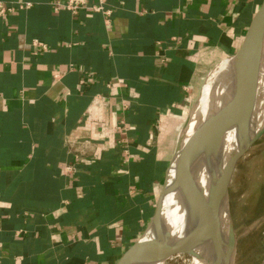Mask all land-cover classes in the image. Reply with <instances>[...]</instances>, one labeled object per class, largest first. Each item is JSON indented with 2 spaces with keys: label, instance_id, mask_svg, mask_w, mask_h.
<instances>
[{
  "label": "crops",
  "instance_id": "1",
  "mask_svg": "<svg viewBox=\"0 0 264 264\" xmlns=\"http://www.w3.org/2000/svg\"><path fill=\"white\" fill-rule=\"evenodd\" d=\"M64 2L0 0V264H117L151 227L162 132L264 0Z\"/></svg>",
  "mask_w": 264,
  "mask_h": 264
},
{
  "label": "water",
  "instance_id": "2",
  "mask_svg": "<svg viewBox=\"0 0 264 264\" xmlns=\"http://www.w3.org/2000/svg\"><path fill=\"white\" fill-rule=\"evenodd\" d=\"M263 51L264 3L241 47L231 58L228 70L232 92L231 102L218 111L211 109L191 138L183 158H181V154L184 150L185 133L182 132L180 135L163 191L158 199L152 221L148 225V227L154 225L157 229H162L163 235L158 233L151 240H144L142 236L124 253L117 264L163 263L174 256L195 252V250L205 247L210 241L221 242L220 245L225 251V264H234L237 237L230 219L229 187L238 161L263 136L264 127L253 134L250 130L238 134L237 145L230 160L224 169L211 179L208 193L191 178L189 172L191 163L200 159L214 144L233 128H236L241 117L250 119V114L245 112V108L249 102L256 100ZM172 170L179 173L177 178L181 183H178V186L181 187L186 197L203 212L200 224L195 229H188L180 237H175L167 230L160 209V204L167 197L165 188L168 175ZM222 206H224L229 219L228 231L225 233L227 241L222 234L224 227V219L221 214Z\"/></svg>",
  "mask_w": 264,
  "mask_h": 264
},
{
  "label": "bare ground",
  "instance_id": "3",
  "mask_svg": "<svg viewBox=\"0 0 264 264\" xmlns=\"http://www.w3.org/2000/svg\"><path fill=\"white\" fill-rule=\"evenodd\" d=\"M230 65L231 58L222 61L214 69L211 77L208 78V82L198 99L196 109L195 111L193 110L194 114L192 117L188 118V125L183 138L184 150L181 154V158L185 155L186 147L191 138L201 126L211 109L218 111L231 102V83L228 76ZM260 65L259 83L255 95L256 100L249 102L245 108V112L250 114V119H243V117H241L236 128H233L232 131L214 144V146L200 159H196L191 163L190 176L206 193L209 191L211 179L219 174L220 170H223L230 160L237 145L238 134L246 133L248 130L253 134L264 127V51L261 56ZM178 175L179 173L173 170L170 171L167 186L165 188L167 197L160 204L164 225L175 237H180L184 232L188 231V229H195V227L200 224L203 216V212L199 207L193 205L181 190V187L178 186V183H181V181H178ZM221 214L224 219L222 234L223 238L227 241L225 233L228 231L229 219L226 216L224 206L221 208ZM158 233L163 235L162 229H157L153 225L149 228L143 239L151 240ZM220 243L219 241L216 243L210 241L205 247L191 252L189 255H192V263L225 264V251Z\"/></svg>",
  "mask_w": 264,
  "mask_h": 264
},
{
  "label": "rangeland",
  "instance_id": "4",
  "mask_svg": "<svg viewBox=\"0 0 264 264\" xmlns=\"http://www.w3.org/2000/svg\"><path fill=\"white\" fill-rule=\"evenodd\" d=\"M214 69L215 67L203 80L198 96L192 102L191 108L187 110V117L178 118L173 123L169 122L162 132L160 137L162 146L167 151V157L172 158L171 154L176 150L180 135L182 132L185 133L188 118L194 114L202 89L213 74ZM164 184L165 182L162 185L160 195ZM229 206L230 219L237 237L234 264H263L264 134L236 165L229 187ZM191 257L192 255L189 254H181L168 259L163 264H193Z\"/></svg>",
  "mask_w": 264,
  "mask_h": 264
},
{
  "label": "built area",
  "instance_id": "5",
  "mask_svg": "<svg viewBox=\"0 0 264 264\" xmlns=\"http://www.w3.org/2000/svg\"><path fill=\"white\" fill-rule=\"evenodd\" d=\"M105 0H99L98 5H94L92 7H89L86 3V0H65V2L60 5L57 3L56 10L60 9L61 7L70 11L72 14H77L82 10H90L93 12H103L104 14L108 15L110 14L109 11L104 9ZM12 7H3L0 5V15H5L6 13L12 12Z\"/></svg>",
  "mask_w": 264,
  "mask_h": 264
}]
</instances>
